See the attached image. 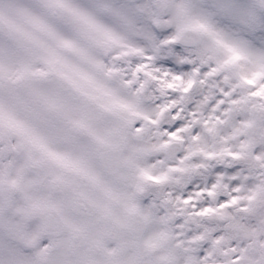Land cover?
<instances>
[{
    "label": "snow or ice",
    "instance_id": "snow-or-ice-1",
    "mask_svg": "<svg viewBox=\"0 0 264 264\" xmlns=\"http://www.w3.org/2000/svg\"><path fill=\"white\" fill-rule=\"evenodd\" d=\"M0 264H264V0H0Z\"/></svg>",
    "mask_w": 264,
    "mask_h": 264
}]
</instances>
